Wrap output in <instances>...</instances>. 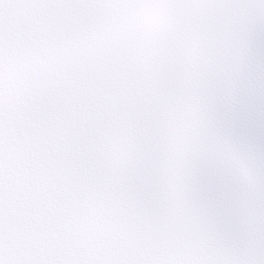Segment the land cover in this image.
<instances>
[{"label":"snow or ice","instance_id":"6c2138e0","mask_svg":"<svg viewBox=\"0 0 264 264\" xmlns=\"http://www.w3.org/2000/svg\"><path fill=\"white\" fill-rule=\"evenodd\" d=\"M0 264H264V0H0Z\"/></svg>","mask_w":264,"mask_h":264}]
</instances>
